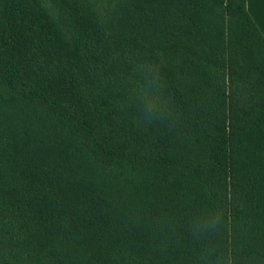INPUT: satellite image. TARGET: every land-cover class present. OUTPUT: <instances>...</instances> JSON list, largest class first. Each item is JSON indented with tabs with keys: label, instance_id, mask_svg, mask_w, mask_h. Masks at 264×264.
Returning <instances> with one entry per match:
<instances>
[{
	"label": "trees",
	"instance_id": "16d2710c",
	"mask_svg": "<svg viewBox=\"0 0 264 264\" xmlns=\"http://www.w3.org/2000/svg\"><path fill=\"white\" fill-rule=\"evenodd\" d=\"M133 59L163 62L175 127L124 107ZM132 207L175 218L167 246ZM217 208L219 251L264 264V35L246 0H0V264H193L184 223Z\"/></svg>",
	"mask_w": 264,
	"mask_h": 264
},
{
	"label": "clouds",
	"instance_id": "9594fccd",
	"mask_svg": "<svg viewBox=\"0 0 264 264\" xmlns=\"http://www.w3.org/2000/svg\"><path fill=\"white\" fill-rule=\"evenodd\" d=\"M162 67L163 62L151 59H133L131 62V74L135 79L125 97L124 107L135 109L133 121L138 126L147 128L160 124L173 128L182 118L175 107V95L164 80ZM125 215L132 225L148 229L161 246H167L175 235L177 223L171 214L145 217L140 208L132 207ZM224 223V212L219 208L214 211L205 209L188 217L184 230L197 249L193 264H233L232 256L220 252L213 242Z\"/></svg>",
	"mask_w": 264,
	"mask_h": 264
},
{
	"label": "crops",
	"instance_id": "0c3cea01",
	"mask_svg": "<svg viewBox=\"0 0 264 264\" xmlns=\"http://www.w3.org/2000/svg\"><path fill=\"white\" fill-rule=\"evenodd\" d=\"M246 8L264 35V0H246Z\"/></svg>",
	"mask_w": 264,
	"mask_h": 264
},
{
	"label": "rangeland",
	"instance_id": "374dc122",
	"mask_svg": "<svg viewBox=\"0 0 264 264\" xmlns=\"http://www.w3.org/2000/svg\"><path fill=\"white\" fill-rule=\"evenodd\" d=\"M224 12H225V14H226V11H224ZM216 19H221V14L217 15V16H216ZM224 21L227 23V17L224 19ZM220 22H222V20H221ZM220 22H219V23H220ZM219 23H217V24H219Z\"/></svg>",
	"mask_w": 264,
	"mask_h": 264
}]
</instances>
